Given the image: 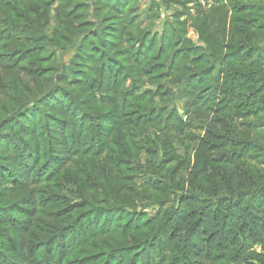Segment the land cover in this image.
Returning a JSON list of instances; mask_svg holds the SVG:
<instances>
[{
  "label": "rangeland",
  "instance_id": "obj_1",
  "mask_svg": "<svg viewBox=\"0 0 264 264\" xmlns=\"http://www.w3.org/2000/svg\"><path fill=\"white\" fill-rule=\"evenodd\" d=\"M112 1L0 0V34L21 32L0 54L41 48L0 70V119L31 102L5 128L49 135V106L79 128L60 168L40 131L34 180L3 179L0 263L78 225L58 264H264V0Z\"/></svg>",
  "mask_w": 264,
  "mask_h": 264
},
{
  "label": "trees",
  "instance_id": "obj_2",
  "mask_svg": "<svg viewBox=\"0 0 264 264\" xmlns=\"http://www.w3.org/2000/svg\"><path fill=\"white\" fill-rule=\"evenodd\" d=\"M38 1V0H34ZM111 6H116V1L113 0ZM14 8V7H13ZM113 11V9H112ZM12 12L13 9H12ZM10 17L15 18L13 15H10ZM9 22V20H8ZM7 31H5L3 34H0V40L5 41L7 39L8 41L15 42L16 39L19 36H15L17 33L21 32H16L17 30L16 27L12 25L10 27L9 25H5ZM32 31V30H29ZM28 31V32H29ZM36 47V46H35ZM41 48H35L32 52H29L28 54H24V58L22 57V53H17L14 55H9L6 56L5 54H0V70H3L4 65L7 64V70L5 68V71H8L9 69L12 68V70L9 71H15L14 66L16 63H21L28 55H35V54H40ZM35 58V56H32V58ZM5 59V60H4ZM81 59V58H79ZM22 80V78H19ZM81 79L79 77L74 78V81H80ZM68 80L67 82H69ZM72 82V81H71ZM64 85L61 84L59 86H54V88H50L46 90L44 95H49L53 93L56 89L55 87H58L59 90L64 91L65 89L62 88ZM23 92L21 94L23 98ZM4 97L2 98V95L0 93V98L4 99V103L1 105L0 104V112L3 114L5 113L8 109H5V106L8 104L6 94L3 92ZM42 97H46V96ZM28 103V102H27ZM24 103L22 106H20L16 112H12L10 114H7L6 116L2 117L0 119V168L3 166L5 167V173L0 171V186L3 184L2 181L5 180V178L10 179V181H15L22 186H28L30 183L34 180L35 176L37 175L38 170L41 168L42 165H44V160H42L40 163L38 161L40 156H43V151L40 153L39 149H41L43 143L40 141V136L39 132H45L47 138H46V144H47V151L46 155H48V160L45 159L48 162V164L52 168H60L62 165H64V162L69 159L71 152V145L73 143V137L77 135L79 132L78 126L75 124V122L70 119L69 115H66V106L60 107L59 110H57L56 106L52 107L49 106V110H47L46 106L45 109L49 111L48 114L46 115L47 121L50 122L49 128H48V133L46 131H43L41 125H36V123H33L30 117L26 118L25 116L20 115L18 120H17V130H10V127H6V125L9 121L14 119L21 114L22 110H28V105L31 103L29 102L28 104ZM35 107L39 109L40 104L36 102ZM68 117V118H67ZM61 122V123H60ZM45 144V143H44ZM11 164V166H8ZM4 179V180H3ZM14 183V182H13ZM21 206L18 208L16 207V210L21 212L22 217H28L30 215L33 216L34 210L33 208H30L32 201L23 200ZM34 202V201H33ZM33 213V214H32ZM25 215V216H24ZM31 219L29 220H22L20 221V226H23V229L18 231L20 233L21 239H24V234H27V231L30 230L31 228ZM104 226V222H101L98 224L97 222L95 225H93L92 230L94 231V235H98L96 230L98 228H102ZM66 230V229H65ZM73 230H80L78 228V225L74 226L73 228H68L65 232H63V229H60L57 231V228L51 231L48 230L47 238L40 240L38 243L34 244L35 246H30L31 249H33V254H36V252L40 249H43V251L50 252L52 249L55 247L56 252H51V253H46V264H58V261L56 260V257H59V261H62L63 258L67 257V249L68 246L70 245V240L69 243H64L63 240L66 237H69L71 239V236H74ZM18 232L14 235L17 236ZM63 232V233H61ZM197 232V231H196ZM78 235L81 236L82 233L78 232ZM92 235V234H91ZM195 235V234H194ZM41 238V237H40ZM39 238V239H40ZM84 240V239H83ZM8 242V241H7ZM15 242H13L14 246ZM20 249L18 245L14 246V253L13 256H8L10 255V252H5L7 257L2 258V262L0 264H27V262L31 261L30 257L31 255L30 252L32 251L31 249L25 250V244L24 241H21L19 243ZM16 252V255H15ZM53 259L56 261L54 262ZM110 261V260H108ZM107 261V262H108ZM144 262V261H143ZM196 259L195 256H184L182 258L181 264H195ZM106 263V261H105ZM109 264H113L109 262Z\"/></svg>",
  "mask_w": 264,
  "mask_h": 264
}]
</instances>
